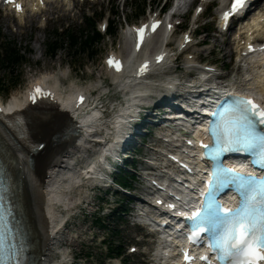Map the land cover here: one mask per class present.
Listing matches in <instances>:
<instances>
[{
    "label": "rangeland",
    "instance_id": "374dc122",
    "mask_svg": "<svg viewBox=\"0 0 264 264\" xmlns=\"http://www.w3.org/2000/svg\"><path fill=\"white\" fill-rule=\"evenodd\" d=\"M168 1L170 0H62L60 1V4L63 5L62 11L53 13L49 21H46L45 17L40 15L31 25H27L28 27H26L27 23H24V21L32 13L28 14L25 11L22 19L16 21L10 15L0 11V79L3 80L4 87L9 89L7 93H0V100L4 103L10 102L12 97L18 96L35 79L39 80L43 77L54 79L56 77L58 80H61V77H66L69 87L71 85H80L85 90L89 88V85L93 86L101 81L104 82L110 94H112L114 86L108 73L102 68L101 59L110 52L126 59L130 47L128 39L123 36L126 31L125 26L138 25V23L146 19L148 9L150 12L160 10L168 4L166 3ZM184 1L179 12L185 13L187 11V13H190V9L196 4V0ZM215 6L216 4H213L211 9L207 8L206 12L195 24L193 23V18H185L182 21L181 29L184 28L186 32L193 29L194 26L198 27V34L194 35V42L200 43L202 41L203 45L192 46L183 55L182 60L177 63L178 71L176 76L178 78L185 76L187 72L186 66L193 65L191 61L196 58V60L204 64L216 66L236 80V77L233 76H236L241 68L232 54L233 44L231 39L235 36L236 29L231 30L228 35L225 34L224 36L219 35L215 31V25L212 23L216 10ZM259 7L260 9H257L256 13L263 9L262 2ZM43 8L48 9L49 6L45 3ZM86 18L93 22L94 32L99 33L100 39L93 47V54H89V51H76L74 53L69 46L66 33L75 38L80 35L90 34L92 28L85 23ZM102 21L111 23L114 29L112 35L109 36L99 31L98 27ZM175 34H178V32H175ZM159 38L160 34L156 33L155 37L147 42L145 51L148 53L156 51V48L159 47ZM53 39L58 42L57 51L53 56H49L45 51V46L46 43ZM176 40V37L173 38L170 44L173 45ZM6 48L19 52L23 57L20 65H8L7 68L5 67L4 53H6ZM263 98L261 97V99ZM147 104L151 103L147 102ZM157 112L159 113L160 109ZM145 131H156V128L148 125V128L141 130L140 133ZM134 138L135 141H146L139 148L146 157L153 155L151 149H148L149 144L152 143L157 147L162 144L161 141L156 140L151 134ZM87 150L85 156H81L82 158L76 156L73 160H70L71 168L73 165L75 167L76 165L85 164L86 161L92 157L95 158L101 152L100 148L91 147L90 145ZM128 156L131 157L130 154ZM77 157L78 159L80 158L79 161ZM156 159L159 162L161 161L160 158ZM145 168L146 164L140 162L137 167L132 168V171L127 169L134 180L129 188L133 190L128 193L130 198L110 192L111 194L105 196L100 194L102 200L95 201L94 207H82V214L73 222L72 227L62 228L58 232L57 246L52 249L51 253L50 261L51 263L53 262L52 264H120L122 261H124L123 264H147L149 257L142 255V253L148 254L151 252L154 239L151 236H147L145 229L136 226L138 220L135 218L137 214H140L141 208H146L145 204L139 201L140 199H145L142 194L143 186L140 177H143V173H147ZM62 174L61 179L63 181L66 173ZM76 185L77 183H72V181L67 184L63 181L59 185L61 204L65 199H68L67 193H71L72 196H69L71 200H73L72 197L75 195V199L86 202L88 195L85 189L83 186L79 188ZM117 206H120L129 214L122 216L121 221L118 220L116 222L111 219L109 213L117 209ZM57 211L56 221L58 222L62 212L61 209H57ZM96 214L102 220V224L107 226L104 231L93 224ZM61 222L63 221L61 220ZM113 230L117 232V237L111 234ZM109 246L120 247V253L123 255L119 259L107 260L108 255L105 253V249L109 248ZM130 246H137L135 247L136 253L129 254L128 248ZM71 258L74 261L72 260L71 262Z\"/></svg>",
    "mask_w": 264,
    "mask_h": 264
},
{
    "label": "bare ground",
    "instance_id": "6f19581e",
    "mask_svg": "<svg viewBox=\"0 0 264 264\" xmlns=\"http://www.w3.org/2000/svg\"><path fill=\"white\" fill-rule=\"evenodd\" d=\"M60 1L62 0H45L49 8L40 12L38 7L31 4L30 6L35 12L25 19L26 27L40 15L49 21L53 13L62 11L63 5L60 4ZM16 15V18H19L20 14ZM251 24H246L241 28L242 31L239 30L238 36L232 40L237 57L244 51L245 44H258L259 36L264 39V18L262 15L252 20ZM240 37H243L244 40L241 48L239 47ZM143 54L145 55L146 51ZM247 56H249L248 59L253 60L248 64L244 63L250 67L248 75L244 74L247 79L250 77L247 86L253 87L255 95L264 97V52L256 56ZM238 60L245 59L238 57ZM129 66L131 64L127 65V68ZM127 78L128 76L123 75V71H121L114 74L112 82L116 87L123 88L129 82ZM37 82L35 85H50L49 94L56 104L39 102L33 107H22L18 117L23 122L15 132L6 131L0 125V157L7 167L12 201L17 212L18 222L27 237V244L31 246L32 264H52L53 262L50 261L52 249L57 246L59 238L58 229H56V214L58 213L56 204L60 202L59 185L63 182L62 173H70L71 159L73 160L76 156H85L89 144H92V141L89 140L92 137L98 138L99 143L102 141L101 146H104L105 150L112 148L113 144L108 135L102 139L97 136L101 129V123L96 120L97 112L91 111L89 114L74 112V108L70 106L72 95L69 92L64 100L61 99L57 94V84L54 78L43 77ZM18 99V96L12 97L7 105L12 102L18 104L16 101ZM123 114L124 111L119 110L109 121V125L115 130V135H118L116 125ZM58 123L67 125V129L72 128L77 136L76 140L59 141ZM148 125H142L140 131L146 130ZM91 132L93 135L88 136ZM116 138L114 136L113 140ZM31 142L40 143L43 148L33 155H28V144Z\"/></svg>",
    "mask_w": 264,
    "mask_h": 264
},
{
    "label": "snow or ice",
    "instance_id": "6c2138e0",
    "mask_svg": "<svg viewBox=\"0 0 264 264\" xmlns=\"http://www.w3.org/2000/svg\"><path fill=\"white\" fill-rule=\"evenodd\" d=\"M13 3L14 0H5ZM247 0H232L229 11L223 13L225 23L229 18L240 12L246 6ZM17 10H22L16 5ZM199 11V9L197 10ZM159 20H154L151 25L152 32L160 26ZM169 30L171 25H168ZM148 29V25L135 28L137 37L136 49L139 50ZM188 37L185 36L187 42ZM250 50L251 46H249ZM264 50V49H262ZM163 59L158 56L157 61ZM109 67L116 71L121 70L120 61L114 57L107 60ZM148 68L147 61L141 65L139 73ZM43 90L36 85L30 98L35 101ZM219 111L212 113L216 118L215 123L209 121L206 129L212 137V144H201L206 151L205 156L211 157L215 163L213 172L205 182V190L200 192L201 206L190 214L181 212L179 215L188 221L187 239L194 245L205 242L210 251L217 253L215 259L220 264H264V211H258L255 203L256 194L264 193V181H257L253 177L244 180L249 185V192L245 194L243 207L236 209L226 208L216 199V193L226 179H237L239 174L235 169L223 166L220 157L224 153L244 152L259 148V162L264 163V135L256 131V125H264V107H261L250 96H233L223 105L218 106ZM3 108H0V112ZM191 143V141H189ZM169 208L174 205H169ZM6 223L0 217V264H9L18 259L15 245L10 244L5 233ZM193 257L184 252V261L190 264ZM200 259L207 261V256Z\"/></svg>",
    "mask_w": 264,
    "mask_h": 264
},
{
    "label": "trees",
    "instance_id": "16d2710c",
    "mask_svg": "<svg viewBox=\"0 0 264 264\" xmlns=\"http://www.w3.org/2000/svg\"><path fill=\"white\" fill-rule=\"evenodd\" d=\"M85 23H87V25L90 26V28H92V31L90 34L80 35L78 38H75L73 36H70L68 33H66L67 34L66 38H68L69 46L74 51V53H76V51L78 52H88L89 51V54H93L94 53L93 47L95 43L98 42L100 37L96 32H94L93 22L89 18H86ZM113 33H114V29L111 26V23H108V28L106 29L105 34L110 36ZM57 46H58V42L55 39L50 40L48 43H46V46H45L46 53L49 54V56H53L55 52L57 51L56 50ZM5 52L6 53H4L5 54L4 64L6 68L8 67V65H20V62L21 60H23V57L19 54V52H16L15 50L10 49V48H6ZM4 86L5 84L3 80L0 79V93L1 94L5 92L7 93L9 90ZM127 175L128 173L124 175V178H121V177L118 178L119 184H121L123 187L130 185L129 181H132L133 179V176H127ZM124 214H125V211L120 206H118L117 209H115L114 212L112 213L113 219H115L116 221L118 220L121 221V216ZM99 222L100 220L96 219L94 221V224H97L99 227H102V225ZM111 234L117 237V232L115 230L111 231ZM119 254L120 253H118V248L108 249V256L110 257H118Z\"/></svg>",
    "mask_w": 264,
    "mask_h": 264
}]
</instances>
